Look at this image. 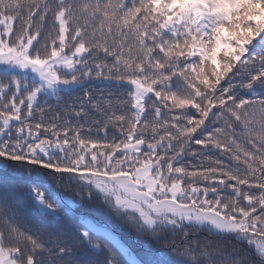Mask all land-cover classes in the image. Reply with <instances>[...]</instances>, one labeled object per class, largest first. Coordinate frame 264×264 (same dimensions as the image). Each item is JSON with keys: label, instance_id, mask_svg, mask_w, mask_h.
Masks as SVG:
<instances>
[{"label": "snow or ice", "instance_id": "1", "mask_svg": "<svg viewBox=\"0 0 264 264\" xmlns=\"http://www.w3.org/2000/svg\"><path fill=\"white\" fill-rule=\"evenodd\" d=\"M93 78L127 87L126 113L92 105L115 128L111 140L58 118L33 123L41 95ZM91 100L86 90L77 117ZM192 143L234 163L189 170ZM9 162L29 168L35 216L25 227L0 197V264H264V0H0V171ZM77 200L157 244L187 226L251 251L185 231L181 246L138 259L77 215Z\"/></svg>", "mask_w": 264, "mask_h": 264}, {"label": "trees", "instance_id": "2", "mask_svg": "<svg viewBox=\"0 0 264 264\" xmlns=\"http://www.w3.org/2000/svg\"><path fill=\"white\" fill-rule=\"evenodd\" d=\"M38 19V18H37ZM14 27L19 30L21 27V21L16 20ZM51 33V19L43 25V35L40 38L41 47L45 40ZM24 75V74H22ZM28 79L31 80L33 77L30 73L27 74ZM95 74L93 73V77ZM223 83V82H222ZM114 81H104L102 79L97 80L93 78L91 81L84 82L82 88H78L72 92H59L57 97L41 95L39 97L38 109L34 115L33 123L39 120H43L45 124L52 122L57 119V123L61 126L68 122L70 125H84L82 129V135H91L94 140H103L105 138V132H107V139L111 140L115 133V128L111 123H107V117L95 109L92 105L96 102H101V106L105 108V111L111 113L115 110L117 115L126 113V107L121 108L118 104V100L126 97L127 87H115ZM88 91L92 97L91 102L84 105V113L79 117L76 116V111H79L83 104V94ZM177 87L173 86L172 91H176ZM111 102V107H108L106 102ZM151 104V101H149ZM72 106V107H69ZM39 108H43V114L39 112ZM153 112L148 113V119L151 120ZM162 117L170 118L167 110L162 109ZM215 120V117H213ZM107 123V127H105ZM219 126V125H216ZM91 128L89 133L88 129ZM211 130V126L209 127ZM238 132H242V128H237ZM43 137V133H41ZM207 133L198 134V138H204ZM71 138V133L70 137ZM175 143V142H174ZM192 151L196 152L197 155H192L191 152L185 153L181 159V165L187 166L189 170L197 169L201 166H211L215 160H222L224 163H234L229 161L228 156L221 154L216 149H201L199 145L194 143L191 144ZM203 153V155L199 153ZM170 154V153H169ZM242 167V165H241ZM45 170L38 169V166L31 172L33 178H40L43 176ZM19 173L16 175L15 173ZM5 182L6 187H5ZM32 181L29 179V168L20 167L14 168L13 163L9 162V167L6 171H0V197L6 195L7 202L17 210L20 219L25 223V227L31 226V222L34 220L35 208L33 207V196L30 192V184ZM48 183L52 186L53 190L61 195H67L63 185L57 187L55 182L48 179ZM75 198V197H74ZM211 198V194H209ZM75 212L82 218H87L90 222H93L99 226L109 229L115 238L120 241L129 251L135 255L138 259L144 258L146 253H157L168 249V246L174 241L177 246H181L184 243V232L188 233L187 240L190 242L199 241L201 244L205 243L206 240H211L214 246L222 248L224 251L231 253L235 247L244 249L245 252L251 250L246 245L237 246L232 240H220L216 236H209L206 231H198L191 227H185L184 230H177L175 233L168 232L165 239L159 244L155 243L151 239L140 238L130 228L122 224L119 220L113 217L106 209L102 206L93 203L88 204L87 202H81L77 200ZM65 217L61 223L66 222ZM103 241L101 244L103 245ZM233 255H235L233 253ZM239 255H244L241 252ZM103 259V255L99 257ZM178 259V258H177Z\"/></svg>", "mask_w": 264, "mask_h": 264}, {"label": "rangeland", "instance_id": "3", "mask_svg": "<svg viewBox=\"0 0 264 264\" xmlns=\"http://www.w3.org/2000/svg\"><path fill=\"white\" fill-rule=\"evenodd\" d=\"M50 96V95H49Z\"/></svg>", "mask_w": 264, "mask_h": 264}]
</instances>
